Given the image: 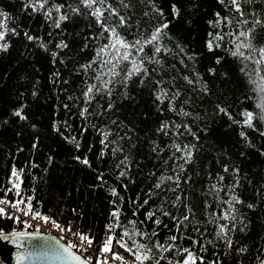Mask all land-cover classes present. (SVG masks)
Masks as SVG:
<instances>
[{"label":"snow or ice","instance_id":"obj_1","mask_svg":"<svg viewBox=\"0 0 264 264\" xmlns=\"http://www.w3.org/2000/svg\"><path fill=\"white\" fill-rule=\"evenodd\" d=\"M200 3L172 0L167 13L161 0H19L20 15L0 6V53L20 42L14 71L34 58L36 50L48 55L55 69L48 82L56 97L48 131L78 153L72 159L95 176L88 188L93 194L105 192L109 206L102 232L85 227L82 201L67 207L70 191L60 199L52 197L47 210H41L44 202L35 198L36 185L48 183L55 148L45 143L47 132L27 113L40 81L21 73L23 91L16 103L5 106L0 119V131L15 120V135L30 137L26 160L17 166L10 157V171L0 181V221L18 226L6 230L0 224V240L16 246V264H264V234L255 247L241 242L251 231L248 210L259 207L264 212V183L255 186V203L245 200L244 183L252 190V180L241 174L226 149L207 138L211 124L226 118V126H236L242 147L264 157V0H214L211 18L205 21V48L224 53L215 55L208 76L215 79L227 57L249 85L237 103L251 100L253 106H242L235 115L223 102L202 104L200 111L194 107L211 97L212 89L198 70L200 53L174 36L170 25L182 17L190 23ZM21 15L31 18L28 26ZM37 16L40 23L34 31ZM219 76L231 78L228 71ZM75 77L76 90L61 87ZM133 85L151 94L155 111L163 117L146 133V142L133 124L115 115L121 99L133 98ZM74 118L79 135L72 130ZM97 144L94 167L89 154ZM15 151L26 149L19 144ZM210 154L221 169L215 175L209 171ZM239 155L247 158L245 151ZM146 160L153 161L147 172L142 167ZM134 172L147 183L133 197L128 193L136 183ZM35 221L51 222L61 235L42 232Z\"/></svg>","mask_w":264,"mask_h":264},{"label":"trees","instance_id":"obj_2","mask_svg":"<svg viewBox=\"0 0 264 264\" xmlns=\"http://www.w3.org/2000/svg\"><path fill=\"white\" fill-rule=\"evenodd\" d=\"M171 2L172 0H161V7L165 9L166 13L170 11ZM18 4L19 0H15V2L14 0H0V6L13 13V15H20L17 7ZM213 9L214 0H201L200 9L191 17L190 23H187L182 17L170 25V28L172 34L182 43L187 44L191 50L200 53L198 58V70L204 74V79L209 82V87L212 89L211 97H205L204 101L194 104L196 110L200 111L202 104L210 106L215 102H223L230 104L231 107L229 111H233L235 115L242 106L252 108L253 102L248 100L243 105L237 103L239 97L248 93L249 85L245 78L237 71V66L233 59L225 58V67L223 69L217 68L215 79L208 76L206 72L207 68L214 66L215 55H224V53L218 50L215 53H209L204 45V41L207 38L206 33L208 31V25L205 21L211 18ZM170 18L169 16V19ZM20 19L25 26H28L31 18L21 15ZM39 23L40 17L37 16L31 25L34 31H38ZM77 27H79V25ZM72 30L73 29L69 27V31L71 32ZM74 43L79 44L81 41L74 40ZM20 48L21 44L17 41L7 54L0 53V119L3 118L5 106L16 103L15 98L18 96L19 92L23 91V88L18 82L20 74L23 73L31 77L32 80L39 79L40 83L38 88L40 91L37 97H29L30 107L27 109V113L33 121L37 122L38 125L47 132L45 143L55 148V161L54 165L50 168L48 183L45 184L41 181L36 185L35 198L44 202L41 210L46 211L53 202L51 199L52 197L60 199L70 191L72 195L66 201L67 207L71 209V207L82 201L80 207L85 212L83 221L85 227H92L94 230L102 232L109 207L106 193L98 189L96 193L93 194L92 190L88 188V185L95 182L93 172L75 162L72 157L78 153H76L70 145L62 141L58 135L48 131L52 118V105L56 103V97L53 93L54 86L48 82V77L55 69L50 63L48 55L40 50H36L34 52V58L25 61L18 70L14 71L17 62L20 60ZM86 55L90 58L91 53H87ZM69 66L71 67V65ZM60 70L63 73V68ZM220 71H228L231 78H221L219 76ZM78 83L79 77H75L71 85H61V87H68L70 91H74ZM129 95L133 98L121 99L116 106L119 111L116 112L115 115L126 123L133 124L136 127V131L139 133L140 139L146 142L149 138L146 133H150L151 130H154L159 120L163 117L155 111L152 103V96L147 90L141 91L133 85L129 89ZM61 99H63V97H61ZM112 115V113H109V117ZM60 118H64L63 110H61ZM70 123L72 124V130L79 135V121L74 118ZM226 125V118L214 121L211 124L207 138L214 140L220 148L226 149L232 156L233 161L239 164L241 174L243 175L246 173L252 180L253 189L249 190L248 185L244 183V190L241 195L245 200L255 203V186L264 183V180H262V177H264V157L259 156L253 149L242 147V141L237 135L236 126L233 125L228 127ZM16 130H18V127L15 120H13L10 122V126H5L3 130L0 131V181H2L10 171V157H15L14 162L17 166H21L28 156L27 149L30 148V137L24 135L22 138H19L15 135ZM88 135V133H85V141L88 140ZM249 135L252 142L257 143L256 134L249 131ZM201 137L202 139L205 138L203 134H201ZM161 142L163 143L166 141L161 138ZM19 144L25 146L26 151L24 153H16L15 149ZM98 150L99 145L97 144L89 154L94 167L96 165L95 157ZM241 151L246 152L247 158L240 157L239 153ZM143 155L147 157V151H145ZM137 158H139V153L137 154ZM37 159L42 160V156L38 154ZM207 160L211 161L209 171H211L213 175L221 171L216 164V157L214 155L210 154ZM222 162L231 163V161L228 160H223ZM105 166L107 165L105 164ZM152 166L153 161L146 160V164L142 167H144V171L147 172ZM134 174L136 175V183L129 186L130 191L128 193L133 197L136 192L139 191L141 185L147 183L139 173L134 172ZM228 178L229 177L226 176V180ZM77 188H79V192H77ZM262 191H264V189H262ZM85 196H87V199H85ZM124 207L127 208V204H125ZM247 214L248 218L251 220V231H249L248 235L244 237L241 242L251 243V245L255 247L256 240L264 234V212L258 207L255 210H248ZM66 215H70V212L66 213ZM0 224H3L4 228L8 230L12 222L0 221ZM197 264H199V261H197Z\"/></svg>","mask_w":264,"mask_h":264},{"label":"water","instance_id":"obj_3","mask_svg":"<svg viewBox=\"0 0 264 264\" xmlns=\"http://www.w3.org/2000/svg\"><path fill=\"white\" fill-rule=\"evenodd\" d=\"M44 233L53 235L49 232L42 231ZM55 236V235H53ZM57 237V236H56ZM17 250L16 246L7 242L0 240V264H16L15 257L13 253ZM35 264H47V262L42 260L35 261Z\"/></svg>","mask_w":264,"mask_h":264},{"label":"built area","instance_id":"obj_4","mask_svg":"<svg viewBox=\"0 0 264 264\" xmlns=\"http://www.w3.org/2000/svg\"><path fill=\"white\" fill-rule=\"evenodd\" d=\"M34 223H39L40 224V226H41L40 227V230L48 231V232H50V233H52V234H54V235H56L58 237L61 235V233L59 232V230L54 229L52 227L51 222H48L47 224H45L43 221H35ZM12 227H18V226L12 223L10 229Z\"/></svg>","mask_w":264,"mask_h":264}]
</instances>
